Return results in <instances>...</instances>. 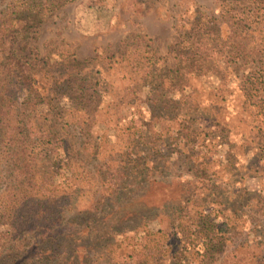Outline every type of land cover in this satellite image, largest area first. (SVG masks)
Wrapping results in <instances>:
<instances>
[{"label":"trees","instance_id":"16d2710c","mask_svg":"<svg viewBox=\"0 0 264 264\" xmlns=\"http://www.w3.org/2000/svg\"><path fill=\"white\" fill-rule=\"evenodd\" d=\"M73 1L0 0V264H103L106 254L112 258L129 246L127 256L132 255L137 244L130 241L139 235L149 237L139 242V264L170 259L215 264L229 232L227 220L201 205L168 208L167 193L157 194L161 185L153 193L152 185L160 182L151 154L140 148L151 132L127 122L125 115H137L131 108L142 97L150 120L180 119L185 133L188 120L180 115L183 102L176 94L190 93L194 78L222 82L234 74L241 81L239 91L264 109V95L253 98V92L264 90V0H216L212 12L199 5L182 11L173 22L172 66L144 50L138 35L120 60L134 79L133 96L115 101L107 95L95 58L28 51L44 17ZM109 105L122 109L113 118L114 138L125 127L136 130L137 140L129 136L128 144L115 149L109 134L97 133L100 122H106L101 111ZM69 111L81 116L75 124L82 136L77 145L66 121ZM101 142L115 150L96 179L86 160L99 153ZM199 158L209 160L204 154ZM169 209L176 214L168 228L180 233L179 240L165 238ZM157 226L155 232L165 239L151 240ZM249 234L256 240L255 230ZM258 237L256 260L246 264H264V233Z\"/></svg>","mask_w":264,"mask_h":264},{"label":"rangeland","instance_id":"374dc122","mask_svg":"<svg viewBox=\"0 0 264 264\" xmlns=\"http://www.w3.org/2000/svg\"><path fill=\"white\" fill-rule=\"evenodd\" d=\"M195 5L208 12L217 9L216 0H75L44 17L38 37L30 43L28 51L40 55H75L78 59L95 58L94 64L103 72L109 98L128 100L133 96L135 84L124 69V62H120L122 52L131 49L140 35L144 50L157 53L165 57L167 65H174L176 60L169 49L175 35L173 22L180 18L182 11ZM240 83L236 74L222 82L194 78L190 93H177V98L183 102L180 115L188 120L185 133L181 131L180 119L152 117L150 120L152 113L146 103L141 102L142 97L135 109L131 108L137 115L131 116L128 112L125 115L127 122L151 132L149 143L140 142V148L145 154H151L149 160L154 166V177L160 182L152 185L153 193L161 185L157 194L160 197L167 193L168 208L180 204L190 208L201 205L216 209L220 218L227 220L229 232L215 264H238L240 258L242 264L254 262L262 240L258 236L264 233V109L251 105L252 96L246 97L239 91ZM261 95L264 90L253 92L255 101L260 100ZM121 111L105 106L101 119L106 122H100L97 132L109 134L110 140L113 138L112 145L118 146L115 149L128 144L126 138L129 136L139 138L133 134L136 130L125 127L121 128L119 139L114 138V129H117L114 117ZM66 118L76 134L77 145L82 136L75 130V124L81 116L69 111ZM110 144L101 142L99 153L86 160L91 177L98 179L100 170L107 169L105 166L113 160L110 154L115 149L112 150ZM202 154L209 160L196 159ZM91 186L94 182L89 185L90 194L94 192ZM158 202L162 203L161 200ZM175 214L174 209L168 210L165 238L168 235L179 240L180 233L168 228V222ZM157 228L151 240L165 239L155 232ZM252 230L257 232L256 240L249 234ZM148 239L139 235L130 241L137 244L132 255L127 256L132 251L129 246L114 252L112 258L106 254L101 262L139 264V242ZM235 250L237 252L232 253ZM194 260L187 264H195ZM167 264L177 263L170 259Z\"/></svg>","mask_w":264,"mask_h":264}]
</instances>
